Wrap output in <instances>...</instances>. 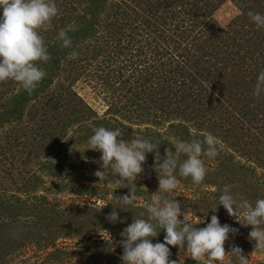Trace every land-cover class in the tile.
<instances>
[{
    "label": "rangeland",
    "instance_id": "1",
    "mask_svg": "<svg viewBox=\"0 0 264 264\" xmlns=\"http://www.w3.org/2000/svg\"><path fill=\"white\" fill-rule=\"evenodd\" d=\"M181 1L174 2L181 6ZM186 1L201 8L200 12L207 8L210 14L195 32L186 38L183 35L187 41L176 52L170 50V39L152 34L155 25L147 27L139 18V14L147 13L143 11L144 0H110L96 16L95 34L76 45V57H70L73 51L60 57L58 75L46 94L26 105L22 119L0 125V202L2 197L15 201L0 203V264H122L119 233L144 211L141 202L149 201L155 194L158 179L153 165L163 158L166 148L175 150V141H190L185 139L182 126H175L177 123L185 125L190 136H197L195 139L203 140L205 134L211 133L218 140L215 158L201 156L207 169L204 181L196 185L190 177L178 176V187L169 194L170 199L180 202L182 211L186 209L204 218L197 227H204L210 219L213 213L209 209L217 204L226 183L252 203L264 198V93L253 94L256 79L250 77L248 64L255 57L245 52L244 45L246 31L264 36V28L248 25L251 19L247 15L249 11L264 14V0L251 2L250 7L248 0ZM55 3L58 13L51 21L52 27L41 31L46 45L56 41L61 28H78L75 16L83 14L87 0H55ZM242 6L245 9L241 10ZM169 10L176 12L177 7ZM121 11H128L138 19L130 21L134 27L125 29L128 35L110 36L112 23ZM154 13L162 15V10ZM158 26L164 27L159 23ZM49 35L53 36L46 37ZM257 40L262 42L261 38ZM119 47L123 55L117 51ZM165 48L197 79L191 90L186 89L185 81L187 99L177 103L188 108L186 117L178 116L179 111H175L176 106L170 105V101H162L168 94L172 97L175 89H167L166 82L159 79L165 76L172 80V76L167 72L161 75L158 63L151 62L154 52L163 53ZM249 48L253 49L251 45ZM220 50L223 57L218 53ZM127 57L129 62L121 61ZM257 58L253 66L260 73L264 71V55L260 53ZM136 60L139 64L131 68L130 62ZM146 75L150 80L156 79L150 86L152 94L144 92L145 87L141 91L138 87L137 82ZM8 82H0V101L21 90L17 82ZM63 88L75 94L72 100L79 98L87 107L83 118L65 130L61 126L68 123L66 116L57 117L61 110L57 104H65L57 97L62 96L61 92L64 94ZM138 96L150 100L143 101ZM201 100L211 108L206 117V111L197 108ZM69 118L75 119L76 114ZM79 122L93 131L98 126L119 128L120 139L129 141L139 136L158 145L157 150L146 154L133 204L116 209L124 223L109 222L107 217L117 206L113 196L127 194L129 190L120 188L115 178L101 168L99 151L86 149L89 135L78 127ZM185 158L181 155L179 159ZM100 170L101 179L95 175ZM83 184L94 186L96 194L76 192ZM103 209L105 214L101 212ZM215 214L222 224L239 228V233L234 238L230 234L225 242V251L235 244L248 257V264H264V251L254 249V241L247 239L251 226H241L222 205ZM152 240L162 242L163 237L157 235ZM169 248L170 259L181 260V264L197 263L185 256L184 248Z\"/></svg>",
    "mask_w": 264,
    "mask_h": 264
},
{
    "label": "clouds",
    "instance_id": "2",
    "mask_svg": "<svg viewBox=\"0 0 264 264\" xmlns=\"http://www.w3.org/2000/svg\"><path fill=\"white\" fill-rule=\"evenodd\" d=\"M57 13L55 0H0V82L15 81L29 93L38 86L46 75L41 64L50 58L41 31L52 27L51 21ZM247 15L257 28H264V14L249 11ZM57 39L61 47L71 46V38L64 29L58 31ZM76 55L75 51L70 53L72 58ZM262 93L264 71L257 75L253 94L259 96ZM120 135L119 128L98 126L88 137L86 148L99 151L101 168L115 178L120 188L129 190L127 194L113 196L117 206L107 217L113 223H124L116 209L123 210L133 204L136 181L144 172L146 154L158 148L147 138L138 136L125 141L119 138ZM174 148V151L166 148L163 158L160 156L153 165L158 179L155 194L149 201L141 202L144 211L132 218L119 233L122 264H181V260L170 259L169 246L184 248L185 256L197 264H248V257L242 254L239 246L233 244L225 251V242L230 239V234L234 238L239 228L222 224L215 213L222 205L241 226H251L247 239L254 241V249L264 251V198H257L252 203L233 191L232 184L226 183L220 190L217 204L209 209L213 213L210 219L204 227H197L204 218L192 215L186 209L182 211L180 202L170 199L169 194L177 189L178 176L190 177L196 185L204 181L207 169L201 156L215 158L219 151L218 140L207 133L203 140H177ZM181 155L186 156L182 161ZM100 172L95 175L101 179ZM161 230L164 231L163 241L153 243L152 238Z\"/></svg>",
    "mask_w": 264,
    "mask_h": 264
},
{
    "label": "trees",
    "instance_id": "3",
    "mask_svg": "<svg viewBox=\"0 0 264 264\" xmlns=\"http://www.w3.org/2000/svg\"><path fill=\"white\" fill-rule=\"evenodd\" d=\"M109 1L110 0H87V4L83 8L84 9L83 14H81L77 18L75 16L74 22H76V24L79 25L78 28L77 27L74 28L73 26L68 27L66 29L63 28L67 32L68 36L71 38L72 43L70 47H61V43L58 39H56V41L53 44L46 45L50 58L47 62H43L41 64V66L44 68L46 72L45 77L41 80L38 86L31 93L25 91L21 87V90L17 92H11L2 101H0V125H3L4 122L10 121V120L22 119L24 112H25L26 105L30 101L35 100L37 102L38 101L37 98H39L40 95L46 94L47 90L50 89V87L52 86L53 78L55 77V75L56 76L58 75L57 73H58L59 65H60L59 63L60 57L71 51H75L76 45L79 44L81 40L85 39L86 36L90 37L95 34L94 31L96 29V26L98 25V22H97L98 20L96 16L99 15L100 11L105 8L106 3ZM144 1L145 3L143 5L146 7V9H144L143 11H147V13L139 14V18H141L142 22L146 24L147 27H153L155 25L151 30L152 34L158 35L160 39H163V40H165L166 38L170 39L172 42V47L170 48V50L176 51V52H178L179 50L181 51L183 48V44L185 45V42L187 41L183 38V35H185V38H186L189 36L190 33L195 32L197 30L196 28L200 27L204 23V19H206L208 15L210 14L207 8H203L202 12H200L201 8L199 9L197 5H194L193 3L188 4L187 3L188 1L186 0H182L180 2L181 6H179L178 2L175 3L174 2L175 0H144ZM254 1H257V0H248V7H250V3ZM172 7H177V11L176 12L170 11L169 9ZM158 9L162 10V15L154 13V11H157ZM243 9H245L244 6H242L241 10ZM135 18L138 19L137 16L133 17V15L130 14L128 11H121L120 16L119 17L116 16V19H115L116 21L112 23L114 25L110 28L109 30L110 33L108 35L110 36L115 35L117 37L116 34H119L118 35L119 37L124 36L125 34L128 33L126 31L127 30L126 28H129L130 25L133 26V24L130 21H133V22L136 21ZM119 23H121V25L119 26V28H116V25ZM158 23L163 24L164 27L162 28L159 27ZM185 24H187L188 26ZM248 25L251 28H256V26L254 25L252 21L248 22ZM246 32H248L246 33L247 35L244 40V43L246 44L241 43V46L244 44L245 52L247 51V52L253 53L255 57V60H253L254 62L253 63L250 62L248 64L249 65L248 67H250V77L253 79H257V75L259 74V72H255L256 68L253 66V64L257 63V59H258L257 56H259L260 53L264 55V36L262 38V37L257 36L256 32H252V33H249V31H246ZM50 36H53V35H49L46 37H50ZM107 37H108L107 35L104 36V39ZM260 38L262 40V42H260L261 44L257 40ZM249 45H251L253 49H250ZM170 50L165 48L163 53H160L159 50L155 51L154 55L152 56L154 61L151 63L152 64L158 63L159 69L161 70V75L163 74L162 72H167L168 74L170 73L169 75L172 76L171 78L172 80H167L164 78L165 76L160 75L161 78L159 80L162 82H166L167 89H170L171 91L175 89L173 91L172 97H170V94H168L165 97H162L163 99L162 101L166 103H169L170 101V105L176 106L175 111L176 112L179 111L177 115L179 116L181 114H184L185 116L183 115L181 117H186L188 116L186 112L188 108L187 107L181 108L180 106H177V103L187 99V95L184 92L185 83L186 82L188 83V87L186 89L191 90V88L196 85L197 79H195V74L192 71H190V69H187L181 66L180 63H177V60L175 59V57L171 55ZM254 50H256L257 52H254ZM117 51H120V54L123 55L121 48L118 49ZM218 53L220 56L222 57L224 56L223 50H220ZM111 55L112 53L111 51H109L108 56H111ZM115 56L119 57L117 53H115ZM126 60L129 62L130 61L129 57H127L126 59L125 58L121 59V61H126ZM137 64H139L137 60L134 62H130V67L136 68ZM119 67L125 68V65H121ZM150 78L151 77H147L146 75L145 77H143L141 80L137 82L138 87L140 88V91L143 86L145 87L144 92H147V93L151 92L152 94L153 89L150 86L154 85V82L156 81V79L154 80L153 78V80H150ZM141 81H142V85H141ZM72 82H73V79L71 83ZM149 82H151L150 85L148 84ZM169 82H171L172 84H169ZM63 90L66 96H64V94L61 92L62 96L58 94L57 97L59 98L58 100L63 99L65 101V104L61 105V104H57V102L55 103L61 109L60 113L57 114V117L60 118L64 114V116H66V119H67L66 121H68L67 124H64L62 126L60 125L62 127V130H65L69 127H73L75 121H77L78 118L80 119L83 118L85 114L84 113L85 109H87V107L85 106V104H83L81 99L79 98H76L75 100L71 99L73 95L75 96L74 93L67 92V90H65L64 88ZM140 91L137 94H139ZM70 93H72V95H70ZM178 93H179V96H178ZM138 98L143 101L150 100L144 96H138ZM56 104H55V107H56ZM206 104L207 102H205L204 100H201V102L198 103V107H197V108L200 107L202 110L206 111L204 115L205 117L207 115V112L210 111L211 109L210 107H206ZM75 114H76L75 119L69 118V115H75ZM175 126L176 127L182 126L183 130H185V139L192 140V139H195V137H197V136L194 137L193 135L190 136L188 134L187 127L185 125L177 123ZM78 127L84 128V132L86 133L88 132L89 136L93 134L92 128H88V127L86 128V125L82 126L80 122L78 123ZM75 191L86 193L90 196H94L96 194V188L88 184H83L81 186V189L79 190L77 189ZM4 202L6 204H10V203H14L15 201L13 199L10 200V198L2 197V200L0 203L3 204ZM101 212L105 214L106 210L103 209ZM157 231L159 232V229H157ZM158 235H161L163 237L164 231L161 230ZM188 264H195V263L189 262Z\"/></svg>",
    "mask_w": 264,
    "mask_h": 264
}]
</instances>
